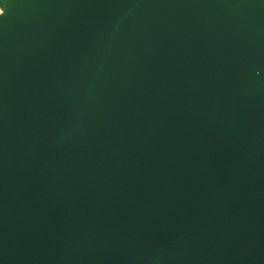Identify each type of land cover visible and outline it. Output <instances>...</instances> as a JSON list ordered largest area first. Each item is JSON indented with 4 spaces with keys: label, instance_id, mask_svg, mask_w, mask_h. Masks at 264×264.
Returning <instances> with one entry per match:
<instances>
[{
    "label": "water",
    "instance_id": "1",
    "mask_svg": "<svg viewBox=\"0 0 264 264\" xmlns=\"http://www.w3.org/2000/svg\"><path fill=\"white\" fill-rule=\"evenodd\" d=\"M0 8V264H264V0Z\"/></svg>",
    "mask_w": 264,
    "mask_h": 264
},
{
    "label": "built area",
    "instance_id": "2",
    "mask_svg": "<svg viewBox=\"0 0 264 264\" xmlns=\"http://www.w3.org/2000/svg\"><path fill=\"white\" fill-rule=\"evenodd\" d=\"M2 13V10H1V8H0V14Z\"/></svg>",
    "mask_w": 264,
    "mask_h": 264
}]
</instances>
